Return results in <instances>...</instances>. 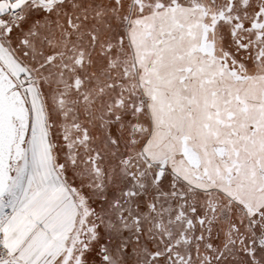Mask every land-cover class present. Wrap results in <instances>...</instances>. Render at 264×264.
I'll use <instances>...</instances> for the list:
<instances>
[{"label":"snow or ice","instance_id":"6c2138e0","mask_svg":"<svg viewBox=\"0 0 264 264\" xmlns=\"http://www.w3.org/2000/svg\"><path fill=\"white\" fill-rule=\"evenodd\" d=\"M0 264H264V0H0Z\"/></svg>","mask_w":264,"mask_h":264}]
</instances>
